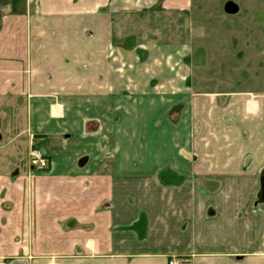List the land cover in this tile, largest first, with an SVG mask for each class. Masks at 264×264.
Returning a JSON list of instances; mask_svg holds the SVG:
<instances>
[{"label":"crops","instance_id":"1","mask_svg":"<svg viewBox=\"0 0 264 264\" xmlns=\"http://www.w3.org/2000/svg\"><path fill=\"white\" fill-rule=\"evenodd\" d=\"M194 1L0 0V264H264V94L116 41L130 15L192 26Z\"/></svg>","mask_w":264,"mask_h":264},{"label":"rangeland","instance_id":"2","mask_svg":"<svg viewBox=\"0 0 264 264\" xmlns=\"http://www.w3.org/2000/svg\"><path fill=\"white\" fill-rule=\"evenodd\" d=\"M229 3L236 13L228 12ZM191 15L192 26L180 13L121 17L116 22V41L126 38L124 44L129 46L187 45L193 52L192 82L198 91L264 94V0H195ZM37 147L29 155V165L32 153L40 150ZM4 148L0 139V161L8 162L14 155Z\"/></svg>","mask_w":264,"mask_h":264},{"label":"built area","instance_id":"3","mask_svg":"<svg viewBox=\"0 0 264 264\" xmlns=\"http://www.w3.org/2000/svg\"><path fill=\"white\" fill-rule=\"evenodd\" d=\"M31 166L36 170L44 171L45 169H48L49 162L48 159L43 155V153L40 150H35L32 153ZM188 263H189L188 260L178 257H171L168 262V264H188Z\"/></svg>","mask_w":264,"mask_h":264},{"label":"water","instance_id":"4","mask_svg":"<svg viewBox=\"0 0 264 264\" xmlns=\"http://www.w3.org/2000/svg\"><path fill=\"white\" fill-rule=\"evenodd\" d=\"M226 9L228 10V12H230L231 14L236 13V7L233 4H228Z\"/></svg>","mask_w":264,"mask_h":264}]
</instances>
